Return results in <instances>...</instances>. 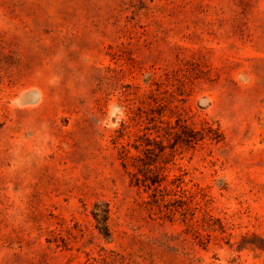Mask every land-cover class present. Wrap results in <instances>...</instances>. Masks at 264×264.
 I'll return each mask as SVG.
<instances>
[{"label": "rangeland", "instance_id": "374dc122", "mask_svg": "<svg viewBox=\"0 0 264 264\" xmlns=\"http://www.w3.org/2000/svg\"><path fill=\"white\" fill-rule=\"evenodd\" d=\"M158 83L224 136L169 165L205 248L139 205L135 130L112 141ZM262 242L264 0H0V264H264Z\"/></svg>", "mask_w": 264, "mask_h": 264}, {"label": "trees", "instance_id": "16d2710c", "mask_svg": "<svg viewBox=\"0 0 264 264\" xmlns=\"http://www.w3.org/2000/svg\"><path fill=\"white\" fill-rule=\"evenodd\" d=\"M164 77L168 78V73ZM161 86L162 83L156 84L143 96L139 107L130 108L128 123L120 124L112 141L118 143L128 136L129 129L135 130L132 140L118 147V159L129 184L138 190L142 188L146 194L139 205L149 220L160 225L179 220L186 226L185 232L191 233L197 244L205 248L210 238L200 230L205 225L215 224V219L209 215L205 205L193 203V194L183 189L184 174L170 177L169 165L179 148L194 149L203 144L215 146L224 141V136L214 122L203 120L197 125L189 124L190 118L185 110L174 104L181 101L176 92L162 90ZM178 95L182 93L178 91ZM165 116L167 120L163 119ZM104 206L106 218L102 215V222L107 220L109 213L107 204ZM92 215L97 219L95 213ZM220 230H223L221 225ZM262 245L255 244L254 249L264 251ZM105 260L103 257L102 261Z\"/></svg>", "mask_w": 264, "mask_h": 264}]
</instances>
